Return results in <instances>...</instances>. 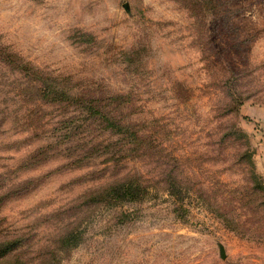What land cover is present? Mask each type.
<instances>
[{
  "label": "rangeland",
  "instance_id": "374dc122",
  "mask_svg": "<svg viewBox=\"0 0 264 264\" xmlns=\"http://www.w3.org/2000/svg\"><path fill=\"white\" fill-rule=\"evenodd\" d=\"M249 155L264 0H0V264H264Z\"/></svg>",
  "mask_w": 264,
  "mask_h": 264
},
{
  "label": "trees",
  "instance_id": "16d2710c",
  "mask_svg": "<svg viewBox=\"0 0 264 264\" xmlns=\"http://www.w3.org/2000/svg\"><path fill=\"white\" fill-rule=\"evenodd\" d=\"M10 60V63H13L14 61L11 60V57H8ZM20 68V67H18ZM29 71L28 68L22 67L20 71ZM113 100H121L122 97H112ZM92 112H100V109L95 107L94 105L91 104L89 108ZM102 116L106 118V123L107 126L111 128H115L120 134H125L126 136H133V132L131 131V126L128 125L127 123H123L120 121L119 117L117 115H113L111 113L105 114ZM237 134H241V132L237 131ZM138 138V137H137ZM135 144V142H133ZM175 160V159H174ZM178 160H175L177 162ZM178 163V162H177ZM176 163V164H177ZM247 163L249 164L250 167V174H249V182H250V187L248 188L249 196L257 201H259L258 206H261L264 208V179L257 173L255 163L253 161V156L249 155V159L247 160ZM174 171V170H173ZM172 172L169 173V178L167 179L168 184L170 185L169 187V193L170 195L174 197H182L187 194V196L190 195V193L193 191L191 188V185H188L187 182H183V179L180 176V173H176V175H172ZM173 176V177H172ZM187 184V185H186ZM108 187V188H107ZM105 187L103 193L101 195H105L107 197H112V198H118L121 193H127L131 196H133L134 199L136 198H141L142 197V192L143 188L140 185L139 182H134L133 180H130L129 182H114L113 184ZM196 191H194L195 193ZM248 197V193H247ZM226 212V211H224ZM226 219L225 224L229 229L232 230H238L237 228L241 227V224L236 222L237 219H232L231 217L227 216L225 217ZM14 240L7 241L4 244V250L0 252L3 253L5 252V255H9L12 253L14 250H16L18 247L15 246L16 243H14Z\"/></svg>",
  "mask_w": 264,
  "mask_h": 264
}]
</instances>
